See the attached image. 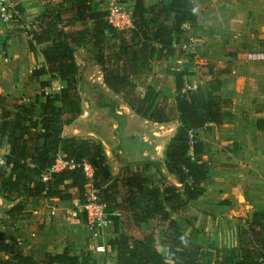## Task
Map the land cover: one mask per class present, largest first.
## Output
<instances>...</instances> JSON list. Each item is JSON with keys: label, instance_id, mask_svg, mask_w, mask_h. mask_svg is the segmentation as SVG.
Masks as SVG:
<instances>
[{"label": "trees", "instance_id": "obj_1", "mask_svg": "<svg viewBox=\"0 0 264 264\" xmlns=\"http://www.w3.org/2000/svg\"><path fill=\"white\" fill-rule=\"evenodd\" d=\"M39 1L44 11L33 22L35 29L27 31L26 41L34 56L40 47L45 67L34 68L31 79L55 74L64 84L48 92L46 82L41 81L42 90L27 102L18 97L8 102L9 96L0 94V140L4 138L10 149L3 157L4 166H0V195L8 201L22 198L6 215L16 219L25 213L29 199L40 197H76L82 202L87 185L82 167L86 162L93 169L92 184L99 189L105 210L120 212L111 216L115 235L107 241L117 264H264V208L254 210L243 221L237 247L209 250L190 241L172 217V213L185 212L188 201L206 191L207 166L200 160L206 145L199 139L198 130L207 123L220 124L229 114L231 99L199 86L189 88L184 73L174 77L173 106L165 97L156 101L150 85L142 95L134 93L137 78L150 71L155 58L180 54L178 36L185 25L196 23V0H158L150 6L134 0L132 26L125 30L113 28L106 20V10L95 0ZM15 10L20 12L18 5ZM84 45L92 49L104 85L135 114L156 123L177 120V129L164 148L165 169L177 185L162 176L158 186L146 191L148 179L143 172L150 164L144 163L125 178L127 191L122 202H117L109 191L111 184L106 185L109 171L100 144L62 136L64 128L81 113L74 50ZM260 122L257 120L256 126L264 127ZM58 156L73 162L74 167L52 170ZM142 223L155 226L144 233L140 230ZM155 230L163 232L165 255L156 247ZM0 251L7 255L0 264H40L22 252L15 237L1 231ZM42 263L96 264L89 253L72 254L67 248L60 253H45Z\"/></svg>", "mask_w": 264, "mask_h": 264}, {"label": "crops", "instance_id": "obj_2", "mask_svg": "<svg viewBox=\"0 0 264 264\" xmlns=\"http://www.w3.org/2000/svg\"><path fill=\"white\" fill-rule=\"evenodd\" d=\"M157 1L143 0V3L150 6ZM10 3L19 6L17 17L20 22L0 20V94L8 95V102H11V97L27 102L37 93L30 94L36 81H46L47 76L59 78L55 74H43L37 80L31 79L32 70L45 67V61L39 46L35 56L29 51L27 31L35 29L33 22L43 13L44 6L39 0H10ZM133 4L134 0H123L125 9L130 13ZM193 10L197 14V21L194 25L184 26L178 42L190 28L194 31L191 33L197 34L208 44L206 53L211 63L207 66L205 86L197 84L201 82L199 77L188 74L186 69H168L171 64L184 61L181 55L168 59L155 58L150 71L139 76L137 83L159 88L165 77V84L172 86L175 75L184 73V79L189 84L231 99L229 114L222 117L220 124L212 123L206 129L198 130L199 139L206 145V152L200 157L207 166L206 191L198 198L189 200L185 212L172 213V217L178 221L190 241L203 248L237 247L239 228L243 221L250 218L254 210L264 208V127L256 126L257 120H261L259 124L264 126V0H196ZM3 42H6L4 47ZM155 60L156 66L153 65ZM172 71H176L173 76ZM63 84L60 81V87ZM79 116L64 128L62 136L87 138L100 144L109 171L106 185L111 184L109 191L117 202H122L127 191L125 178L140 169L138 166L141 164L150 163V167L151 163L155 164L154 154L150 149L143 148L141 157L128 161L118 157L113 161L114 156L100 134L93 131L87 134L81 128L75 129ZM172 122L178 126L177 120ZM165 144L159 159V174L150 167L143 172L148 179L146 191L158 186L162 176L169 183L177 185L175 178L165 169ZM9 150L6 140H0V155L4 157ZM21 199L8 201L0 195V231L6 236L15 237L24 254L32 255L43 264L45 253H60L67 248L72 254L89 253L96 264H117L115 253L107 247L109 238L104 240L108 228L104 227L94 241V245L102 246V250H88L90 239L86 238L85 229L80 233L78 229L67 227V232L63 233L62 224L44 208L49 206L51 209V205H58L66 209L78 202L76 197L71 200L29 199V206L33 200H41L44 204L37 207V213L26 206L24 214L10 219L6 211ZM154 226V223H142L140 230L148 233ZM110 228L114 232L112 224ZM155 240L157 249L165 255L167 247L163 244L162 231L155 230ZM106 251L111 254L107 260L104 257ZM6 257L0 251V259Z\"/></svg>", "mask_w": 264, "mask_h": 264}, {"label": "rangeland", "instance_id": "obj_3", "mask_svg": "<svg viewBox=\"0 0 264 264\" xmlns=\"http://www.w3.org/2000/svg\"><path fill=\"white\" fill-rule=\"evenodd\" d=\"M11 4L15 7L13 3ZM19 20L20 19L17 15L13 14L9 21H15L17 23ZM191 32L194 31H191L190 28L187 29V35L181 39L179 38L180 41L178 44L179 47H182L189 36L196 40L195 47L193 49L181 48V52L178 55L183 56L184 61H177L176 64H171L168 69L173 68V70H175L176 67L186 69L187 72L189 71L188 74H193L199 77L201 82L197 84L205 86L206 75L208 72L207 66L211 63V61L208 60L206 53L209 46L197 34ZM201 48H203L202 51H200ZM74 55L78 65L79 81L77 86L81 97V114L78 121L75 123L77 124V128L75 129L78 130L81 128L87 134L92 131L100 134L103 143L110 149L114 156L113 161L118 157H120L121 160L126 158L127 161L128 159L138 158L141 157V150H143V148L144 150L147 148L150 149V152L154 154L156 165L151 163L149 169H152L153 172L159 174L158 165L161 152L167 139L176 131V123L172 121L167 123H156L135 114L124 103L119 95L113 94L104 85L100 67L94 61L92 49L89 45L76 48L74 50ZM182 64H186L187 66L183 67ZM153 65H157L156 60L153 62ZM175 74L176 71H172L171 76ZM36 82L37 83L32 86L33 91L30 93L31 96L34 95L35 92L38 94L42 90L41 81ZM45 82V90L48 92H55L60 88V81L53 76H47ZM165 83H167V81L164 77L162 78V86L159 88L153 87V90L156 93V101L165 97L168 104L172 106L175 96L174 85L167 86ZM160 88L163 90V93ZM144 89L145 84L139 82L137 83L134 93L142 95ZM117 161L120 163V160ZM122 193L123 190H121V194ZM31 203L32 205L29 206L26 202L27 208L31 210L44 204L41 200H33ZM51 207L55 212V215L51 216L57 218L60 224H62L63 233L67 232V227L78 229L80 233L85 229L87 233L86 238L90 239V231L86 225L85 219L82 217V212L77 211V215L79 216L77 218H72L70 214H68L69 209L77 208L76 205H69L66 209L59 208L58 205H51ZM44 208L48 209L49 212V206H44ZM29 212L31 213V211H28V213ZM57 213H59V215H57ZM111 224L107 223L105 225V227L108 228V231L104 233V240L107 238L110 239L114 236V232H111ZM33 232L35 233L34 230ZM106 253L104 257L107 260L111 254L107 251Z\"/></svg>", "mask_w": 264, "mask_h": 264}, {"label": "built area", "instance_id": "obj_4", "mask_svg": "<svg viewBox=\"0 0 264 264\" xmlns=\"http://www.w3.org/2000/svg\"><path fill=\"white\" fill-rule=\"evenodd\" d=\"M100 2L103 8L106 10V20L107 22L116 30H125L132 26V16L131 13L124 8L123 0H95ZM18 15L15 7L10 3L9 0H0V20L3 22H8L12 15ZM196 45V40L192 37L187 38L186 43L182 45L181 48L193 49ZM189 88L194 89L197 86L195 84H189ZM210 124L207 123L203 129H206ZM4 165V158L0 155V166ZM64 167L72 168L74 163L63 159L58 156L55 160L52 170L57 171ZM83 172L87 178V185L84 193V200L82 202L78 201L75 205L77 208L69 209L68 214L72 218L79 217L77 211L82 212V217L85 219L86 225L90 231V242H88V250H102V246L94 245L95 239L101 234V230L105 225L111 224V216H119L120 212L118 210H113L112 212H107L105 210V204L101 201L99 197V189L94 187L92 184L93 169L86 162L83 163ZM48 174L43 176V180H46ZM39 210L36 208L34 213ZM54 210L50 209L49 214L54 215Z\"/></svg>", "mask_w": 264, "mask_h": 264}]
</instances>
